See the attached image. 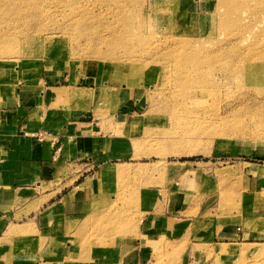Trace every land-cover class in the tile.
I'll list each match as a JSON object with an SVG mask.
<instances>
[{"label":"rangeland","instance_id":"1","mask_svg":"<svg viewBox=\"0 0 264 264\" xmlns=\"http://www.w3.org/2000/svg\"><path fill=\"white\" fill-rule=\"evenodd\" d=\"M225 2L57 0L42 17L1 3L0 38L15 34L8 22L24 32L15 51L0 50V111L28 83L43 84L52 90L51 102L40 103L43 121L61 124L78 112L114 140L96 159L84 217L66 234L60 222L21 229L0 264H126V253L142 250L152 252L143 264H183L191 252L184 241L139 232L141 215L168 204L191 216L249 214L264 230V73L253 81L238 74L234 39L249 18L234 26V0ZM263 17L244 34L243 53L264 37ZM176 43L189 44L201 66L199 75L184 73V83L165 55ZM107 166L115 170L100 177Z\"/></svg>","mask_w":264,"mask_h":264},{"label":"crops","instance_id":"2","mask_svg":"<svg viewBox=\"0 0 264 264\" xmlns=\"http://www.w3.org/2000/svg\"><path fill=\"white\" fill-rule=\"evenodd\" d=\"M30 84L21 91L18 101L8 100L7 108L0 111V240L10 230L6 244H0V254H5L0 259L5 263L9 262L15 237L22 235L21 229L36 226L39 231L60 222V232L66 234L70 225L84 217L92 206L89 179L96 159L104 156L105 149L109 152L114 140L112 132L102 130L92 120L80 119L82 114L78 112L61 124L55 119L43 121L40 103L51 102L52 90L46 91L43 84ZM39 133H43V139L36 136ZM42 187L49 188L43 191ZM40 199L46 201L37 208ZM26 214V220L18 219ZM140 217L139 232L144 237L156 240L164 236L168 243L181 240L190 246L183 264L264 262V230L249 214L208 212L191 216L168 204L163 209L151 208ZM135 239L141 247H147L141 237ZM51 240L48 246H52ZM149 259L152 252L143 250L122 258L126 264H143Z\"/></svg>","mask_w":264,"mask_h":264},{"label":"bare ground","instance_id":"3","mask_svg":"<svg viewBox=\"0 0 264 264\" xmlns=\"http://www.w3.org/2000/svg\"><path fill=\"white\" fill-rule=\"evenodd\" d=\"M54 1H57V0H5V1L0 0V5H1V3H6V6L9 5V6H16L17 7V5H18V7H20L19 9L24 12L25 16H27L31 13H34L36 16L42 17L43 15L46 14V10H47L46 8H48L50 4H53ZM67 1H70V0H67ZM225 1H227V2H225ZM224 2L228 3V0H224ZM239 3H241L242 6H240ZM238 5H239L240 9L239 8L236 9V7ZM71 12H72L71 13L72 15H70V18L72 19L73 15H75V13L73 11H71ZM257 12H259V13H257ZM68 14H70V13H68ZM262 15L264 16V0H254V1H251V0H234V26L239 21H241V23H242L245 20V18H249V21L247 20L245 25L242 24V27L240 28L243 32L241 31L240 34H236L235 39H234L235 40L234 41V46H235L234 49L235 50L237 49L239 52V55H237L236 57L233 55L236 58L235 62H234L235 63L234 66L236 67V70H237L239 75H244L245 77L252 79V81L258 79V77H260V74L264 73V37H261L260 41L258 40V42L256 44L255 43L253 45L247 44L246 49H248V51L246 53H243L241 50V48H242L241 41L242 40L245 41L247 39L244 37V34L246 33V31H248L249 33H252L254 31L253 26H252L253 23H256L258 26H260L259 24H260V21L262 19L261 20H259V19L261 18ZM252 20H253V23H252ZM263 20H264V17H263ZM8 23L7 24L9 26H12L13 28H15V34H13L12 36H5V33H4V36H5L4 38H6V39L0 38V50L2 49V51L6 52V53H11L12 51H15V48H16V40L15 39H17V37L20 34H22L24 32V30H20L21 28H20V26H18L19 24L13 25V24H11L12 22H8ZM69 24H72V23L70 22ZM71 26H70V28H72ZM33 28H35V27H33ZM111 29L112 30H120L118 27H115V26L112 27ZM260 29L263 32V36H264V25ZM16 31H17V33H16ZM238 31H240V30H238ZM115 33H117V32L114 31V34ZM27 37H28V35H27ZM7 41H9L11 44L6 45L5 43H8ZM245 43H246V41H245ZM230 44H233V42L227 41L225 45L227 46ZM183 45L184 44H181L179 46L176 43L174 49L166 52L165 55L171 54V56H173V63H174V66L176 67V70L179 74V79L181 80V82L184 83L187 80V79L185 80L186 75L187 76H191L193 74L199 75L200 71H201V66H200V64H198L199 60L197 62H195L196 58L194 59V54H195L194 50L187 48V46H189V44H186L185 48ZM230 46H232V45H230ZM180 48H182V49H180ZM225 48H228V47H225ZM213 56H214V54H213ZM122 57L123 56H121V55L117 56L116 58H113V61L115 63H120ZM216 57H214V58L217 59ZM128 60H131V59H128ZM232 60H234V59L232 58ZM131 62L132 61H128V63L133 64ZM201 62H203L202 59H201ZM184 73L186 75H184ZM182 78H183V80H182ZM118 104H120V103L118 102ZM113 170H115L114 167L107 166L106 168L102 169V171L99 172L100 175L99 174L98 175L101 177V176H104L106 174L111 173Z\"/></svg>","mask_w":264,"mask_h":264},{"label":"built area","instance_id":"4","mask_svg":"<svg viewBox=\"0 0 264 264\" xmlns=\"http://www.w3.org/2000/svg\"><path fill=\"white\" fill-rule=\"evenodd\" d=\"M38 138H40V139H43V137H44V135H43V133H39L38 135H36Z\"/></svg>","mask_w":264,"mask_h":264}]
</instances>
